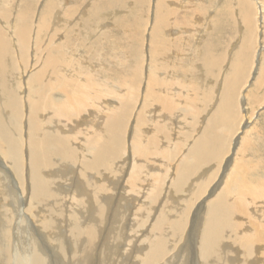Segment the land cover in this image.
I'll return each instance as SVG.
<instances>
[{
  "label": "bare ground",
  "instance_id": "6f19581e",
  "mask_svg": "<svg viewBox=\"0 0 264 264\" xmlns=\"http://www.w3.org/2000/svg\"><path fill=\"white\" fill-rule=\"evenodd\" d=\"M124 1L126 0H99L95 3L93 1L91 5L94 8L103 3L102 5H110L115 9L116 6H122ZM65 2L67 1L64 0ZM228 2L226 3L229 4ZM238 2L240 3V0ZM45 4L47 7L44 6L45 9L40 10V16L38 15L39 18L36 19L38 33L35 35L33 57L30 53L33 33L31 15L35 13V9L30 15L28 11L32 8L23 0L20 4V8L23 9L20 10L23 23L15 22L16 18L11 22L8 21L7 26L15 27L13 30L10 29L11 31L0 23V264H58V262L59 264H127L128 255H131L129 259L135 257L133 264H264V149L260 147L264 146V132L259 131L261 127L264 128L263 124L256 130L259 137L256 143L249 137L244 141L241 150L248 155L246 153L241 162L236 161L234 157V149L238 142L234 141V135L242 123L237 120L240 116L238 86L243 82L241 69L232 68L235 77L233 80L228 79L227 84L224 85L217 109L207 117L206 124L205 121L201 124L203 127L199 128L200 133L191 138L192 143L187 146V150L184 149L183 157L175 163L172 160L177 158L180 145L165 150V126L163 119L159 118L163 116V107L173 111L174 99L169 100V97H162V94L158 93L162 86V88L166 86L165 81L155 75L158 70L151 71V77L146 85L148 87L145 90L148 94H144L146 97H143L138 115L135 117L136 126L132 137L127 141L130 133L128 123L136 109L140 93L141 60L140 64L134 62L135 68L132 67L134 69L132 76L136 79L129 80L120 72H110V81L101 80L99 76L97 77L98 72L94 73L90 68L86 70V67L80 66L85 62L81 57L76 58L80 48L76 39L74 40L70 35L64 36V31L57 27L60 24L64 27L67 23L70 25L76 18L73 14L75 7L69 6L74 9L70 10L64 6V10L66 9L68 13L67 18H73L72 21L60 14L54 17L53 22L51 12L60 8L56 9L57 0H48ZM243 4L244 2L240 5ZM249 6H251L249 9H252L255 5ZM100 8L102 6H99ZM221 9L226 11L227 7L224 5ZM223 11L215 15H212L214 12L208 11L203 19L208 21L213 19L216 21L215 24L221 27V23L225 21ZM84 12L86 11L82 13ZM254 12L256 10L253 9ZM113 13L120 15L117 11ZM87 14L88 12L84 15ZM171 17L170 19H173ZM260 17L256 20L259 21ZM120 18L117 16V19H114L117 28L122 27L123 19ZM155 19L157 26L151 25L154 27H150V31L152 30L150 34L155 33L152 38L154 37L158 44L160 40L157 38L158 33L163 29L161 26L166 25L165 20L169 19V15L167 18L160 12L157 17L156 11ZM85 20L87 21V17ZM253 20H255L254 16ZM251 21V17H248L244 22H247L249 29L253 30ZM129 23L132 25V22ZM129 23L124 28L129 27ZM135 24L132 27H137ZM208 25L212 26L211 23ZM13 36L16 38L14 40L24 63L23 72L26 74L22 76L20 66L13 63L12 46L10 47ZM101 39L106 38L103 36ZM95 40L91 39L97 46L106 45L105 43L98 45ZM81 42L86 43L83 40ZM163 42L165 39L160 42L161 47L165 46L162 45ZM209 43L206 47L207 51L212 49ZM153 44L155 46V43ZM90 46L96 47L92 44ZM152 47L155 53V48L158 46ZM101 50L99 48L98 52ZM120 55L114 57L119 58ZM131 62L133 61H130V64ZM128 68L129 66L126 70ZM259 68L260 76L258 75L255 80L259 94L255 92L256 95L254 93L251 96L253 101L264 99V67ZM111 86L125 92L122 98L120 94L118 99L106 100L105 96L102 97L103 87L109 89ZM112 87L110 89L114 92L115 89ZM129 91L136 93V101ZM171 91L179 93L178 89ZM199 95L202 99L195 98L194 107L190 108L197 118L196 122L200 115L199 109L206 111L203 105L209 106L211 100L207 98L209 94ZM155 103V109L148 110L152 115H146V112L144 113L146 106ZM134 114L136 115L135 112ZM146 117L151 124L148 127L142 123ZM196 127L198 128L197 125ZM128 143L131 146L129 158ZM228 153L230 155L226 156ZM157 159L161 166H155ZM166 159L175 163L173 171L166 167ZM126 161L130 163L128 168ZM67 166L76 167L78 171L75 173L78 172V176L75 174L76 177L67 176L68 171L65 172ZM116 169L120 172L126 169L124 174L128 176L126 185L130 189L129 200L138 206L134 213L136 224L132 223L133 219L132 221L127 219L123 205H121L122 211L114 208V195L123 175L121 174L117 181L112 183L110 178ZM226 170H230L228 174ZM122 198L124 197L119 199ZM142 199L143 201L140 202ZM159 200H162V206L158 210L156 205ZM121 213L122 215L117 219L116 215ZM118 222L120 225L117 224ZM147 226L148 230L145 229ZM108 231L112 233H107ZM139 236L143 239L140 240ZM104 237L110 241L113 239L121 241L119 242L122 254L120 263H114L109 257L113 252L109 255L105 254Z\"/></svg>",
  "mask_w": 264,
  "mask_h": 264
},
{
  "label": "rangeland",
  "instance_id": "374dc122",
  "mask_svg": "<svg viewBox=\"0 0 264 264\" xmlns=\"http://www.w3.org/2000/svg\"><path fill=\"white\" fill-rule=\"evenodd\" d=\"M0 1L1 2L4 1V3L0 2V23L4 28L8 27L9 30L10 29L13 30L15 27H13V26L9 27L6 24L8 23V21L11 22L12 20H14V18H16L15 22L16 21L20 22V24L23 23V19L20 18V13H21V11H23V9L20 8V4L23 0H0ZM25 1L32 8L30 11H28V12H30L29 13L30 15L32 14V11L35 9V13H33L34 15L33 14L31 15V17H33L31 20L32 21L31 31H33V33H32V38L30 40V43H31L30 47L32 48L30 53H31V57H33L34 52H35L34 46L36 45L35 35L38 33V25H37L36 19H38L40 16V14H39L40 10H43L47 7V5L45 3L48 0H37L36 2H34L35 0L34 1L33 0H31V1L25 0ZM32 1H33V4H32ZM66 1L68 2V4H67V2L64 3V0H59V1L57 0L58 6H56V5H54V6H56V9H57V7H60V8L62 7V8L61 9L59 8L60 11L57 9L56 11L51 12L52 13L51 16H53V18H54V17L59 16L61 14L60 16H63L66 19L71 20L73 18H67L68 16L66 14H68V13H66V9L64 10V8H65L64 6H66V8L70 9V10L75 9L73 14H74V18L75 17L76 18L73 21L71 20L72 22L70 21L71 22L70 25H69V23H67L68 25L66 24L64 27L63 24L62 25L60 24L57 27L59 30L64 31L63 32L64 36L70 35L74 40L76 39L75 41H77V43L80 47L79 48L80 51L79 50L77 51L78 56L76 55V58L81 57L82 60L84 59L83 61L85 62L84 64H81L80 66H82L84 68L86 67V70L91 69V70H93L94 73L98 72L97 77L99 76V78L101 80H105V79L109 80L110 79V72H120L123 74L122 76H127L129 80H134L136 78L134 76H132V73L134 74V71H133L134 69L132 67H134L136 64H138L140 60H141L140 63L142 62L141 64L139 63L140 64L139 66L142 69L141 70L142 73H140L141 74L140 75L141 76V79H140L141 85H140V89H139L140 93H139V97L137 98V105L135 107L136 109L134 110L136 115L133 112L131 119L129 120L130 122L128 123V125H129V132L130 133H128V136L126 139L127 141L132 137L133 129L136 126L135 125L136 124L135 117L138 115V110L140 109V103L143 102V97H146L144 94L145 93L148 94L145 90L148 87V86L146 87V85H148V81L151 77V73H152L151 71H157L158 70L157 72H155V75L157 77L160 76L165 81V84H166L165 87L167 88V89L165 87L162 88L163 87L162 86L161 89L159 90L160 87L158 85V90H159L158 93H161L162 97H165V98L169 97V100L174 99L173 105L175 108L177 107L176 108L177 112H176L175 108L173 109V111L168 110V109H165V107H163L164 105L162 104V107L164 108L163 109V116L162 115L159 116V118H161V120L163 119V123L165 126L164 127L165 150L170 149L174 145H180L179 152H177V155H178L177 158L172 160L175 163H177L180 160V158L183 157L182 155L184 154L185 150H187V146L192 143L193 139H191V138L193 136L195 137L196 135H198L200 133L199 128L202 126L201 124L204 121H205L204 124H206L207 123L206 121L208 120L207 117L211 116L212 113H214V111L217 109V107H218L217 105L220 101L224 85L227 84L226 82L228 81V79L232 78L231 80H233L234 79L233 77H235V74L233 73L232 68H238V69L240 68L242 73H243V75H241L242 76L241 79H243V82H241V84L238 86L240 89V90L238 89L239 90L238 91V100H239L238 104H240L239 105L240 116L237 117L238 122L239 123L242 122L243 125H242V123L240 124L241 127L239 125V130L234 135V137H235L234 141L235 140L238 141L237 145L234 149L235 153H238V154L234 153V157L236 158L235 160L236 161L240 160V162H241V160L245 157V154L247 152L244 153L241 150V148L245 143L244 141L248 140L247 137L255 140V143L257 142V140H259L258 131H256V130L259 129L260 126L264 125V102H261V101H264V99L253 101L251 96H253V94L255 92L258 93L256 85H255L256 84L255 80L257 79L258 75L260 76V74H259L260 68L259 67H264V61H263L264 60V0H253V1L249 0L250 2L248 0H242V1L240 0V3L238 2V0H232V1L231 0H161V1L160 0H126V1H124L122 6H116V8L114 7L115 9H113V6H110V5H108V6H106L105 4L102 5L103 3L98 4V6H96V7L94 6V8H95L94 9L93 6L91 5V4H93L92 2L94 1V3H95L99 0H66ZM140 2H142L143 4L145 3V4L142 5V3H140ZM226 2H228L230 4V6H228L229 4H227ZM241 2L242 3L244 2L245 5L243 4L241 6L240 5V4H242ZM256 2L257 3L259 2V3L257 4ZM253 4L255 6H252V9H249V8H251V6H249V5H253ZM224 5H225V7H227L226 11H223V9H221V7L223 8ZM44 6H45V8H44ZM52 6H51V8H52ZM69 6L75 7V8L71 9ZM99 6L100 7L102 6V8L99 9ZM109 6H110V8H109ZM90 7L92 9H90ZM122 7H124V8L122 9ZM117 8H119V9H117ZM138 8L140 10H138ZM171 8L174 10V13H172L173 10ZM242 8H245V9H242ZM87 9H90V10H87ZM93 9L95 10V12ZM106 9H108L110 11H108ZM253 9H254V11L256 10V12L253 13ZM91 10H93L92 11L93 13L92 12L89 13V11H91ZM215 10H217V11H215ZM18 11H19V13H17ZM83 11L88 12V14L85 16L84 14H86V12L82 13ZM113 11L119 12L120 15H118V13H113ZM156 11H157V17H158L160 12H162L164 15H166L167 18L169 15V19H167V21L165 20L166 25L165 26L162 25L161 27H163V29L158 33L159 36L157 38H158V40L160 39L158 41L159 42L158 44L155 41L156 39L154 37L152 38V36L155 33L152 32V34H150V32L152 31V30L150 31V29L153 28L154 26H157V19L158 18L155 19ZM208 11L211 13L214 12V14H212V15L220 13L221 11L224 12L223 15H224L225 21L221 23V25L223 26V29H222V26L220 27V26H217L215 24V22H216L215 20L212 19V20L208 21L207 19H203L204 16L206 15V13H208ZM247 11H251V12L243 14V12H247ZM79 12H80V14H79ZM121 13H122V15H125V16H122ZM232 13H233V15L231 16ZM258 13H259V15H257ZM115 14H117V15H115ZM136 15H139V16H136ZM84 16H85V18L87 17V21L85 20ZM117 16H118V18L122 17L120 19L124 20V21L122 20V23H121L123 28L122 27L117 28V26H115L116 25L115 20L117 19ZM171 16H173V17H171ZM184 16H185V18H184ZM253 16H254L255 20H253ZM170 17L173 19H170ZM199 17H202V19H199ZM231 17H232V20H231ZM248 17H251V19L253 21V23L251 21L252 29L254 28L253 30L249 29L247 22H244V21H247ZM257 17H260L259 21L256 20V19H258ZM10 18H12V19H10ZM33 19H34V22H33ZM82 19L84 21H82ZM200 20H202V21H200ZM54 21H55V18L53 19V22ZM136 21H138L139 23L138 22L136 23ZM129 22H132V25H130ZM30 23L31 22H29V24ZM56 23L58 24V22H56ZM127 23H129L131 28H130V26L124 28V26H126ZM209 23H211L212 26H210V25L207 26V24H209ZM134 24L137 27H135V26L132 27ZM153 24H154V26H151ZM86 26H88L89 28ZM35 27L37 29H35ZM76 28H79V30L78 29L76 30ZM138 30H139V32H138ZM84 32H88V33H84ZM82 33H84V35ZM87 34H89V35H87ZM173 34H175V35H173ZM247 35H248V37H247ZM75 36H77V37L75 38ZM98 36L99 37L101 36V37L99 38ZM103 36H105L106 39L102 40L101 38ZM128 36H130L132 38H129ZM13 37H12V41H11V45H10V47L12 46L11 51L13 53L12 56L14 57L13 63H15L16 66L18 64V67L20 66L19 70H20V75L22 76V75L26 74V72H23V70H24L23 64L24 63H23V60L21 59V53L18 50L19 47H18L17 43H15L16 40H14L16 38L15 37L13 38ZM92 37L94 38V40L96 39L95 41H97L98 45L100 43H101V45H103L105 43L106 45H109V46L106 47V45H103L101 47V46H97V45L93 44L91 41V39H93ZM96 37L98 38V40ZM128 38H129V40L127 41ZM77 39H79V40H77ZM81 39L83 40L84 43L86 42L87 44L86 43L83 44L81 42L82 41ZM107 39H109V40H107ZM150 39H152L151 40L152 44L150 43ZM164 39H165V42H163L164 44L162 43V45H165V46L161 47L160 42H162V40L164 41ZM247 39H248V41H247ZM100 40L103 42H101ZM33 42H34V44H33ZM209 42H211V43H209ZM81 43H82V45H85V47L86 46L87 47L84 48V46H82ZM90 43L92 44V46L93 45L96 46V47L93 46L95 48V50H94V48H92L90 46L91 45ZM153 43H155V46ZM208 43H209V47L212 48L210 51L206 50ZM244 43L245 44L247 43V44L245 45ZM186 44H187V46H186ZM240 44H242V45H240ZM151 46H153L152 48L158 46L155 48V51H156L155 53L157 55L152 51ZM104 47L106 48V50ZM252 47H254V49ZM97 48H98V50L96 51ZM99 48H100V50L102 48V50L100 52H98ZM132 48H134V49H132ZM135 48H136V50H135ZM204 48H205V50H204ZM256 48H257V51H256ZM33 49H34V51H33ZM89 49L91 52L89 51ZM137 49H139V50H137ZM134 50H135V52H137V51H139V52L135 53ZM85 51H87L89 53H87ZM157 51H161V53L158 52L159 53L158 54ZM133 52H134V54H133ZM106 53H108V55H106ZM111 53H112V55H110ZM98 54H100L101 56H99ZM128 54H130L131 56H129ZM138 54L141 55L139 60H138V58H139ZM261 54H263V55H261ZM87 55H90V56H87ZM114 55L115 56L120 55V57L119 58L114 57ZM149 55H150V57H149ZM107 56L108 57L111 56L110 60L108 59ZM141 57H142V59H141ZM153 57H155V58L153 59ZM157 57H158V59H156ZM86 58H87V60H85ZM132 58H133V60H132ZM134 58H136V60ZM150 58H152V60ZM155 59H156V63L154 62ZM208 59H209V61H208ZM89 60H91V61L93 60V61L89 62ZM142 60H144V61H142ZM16 61L18 63H16ZM130 61H133V62H131V64H130ZM211 61H212V63H211ZM86 62H88V63H86ZM121 62H123V63H121ZM88 64H90V65H88ZM260 64H261V66H260ZM112 65L113 66L115 65V66L113 67ZM110 66L113 68H111ZM128 66H129V68L127 70H129L131 73L126 70V68ZM114 81H115V79H114ZM103 88H104V90H103L102 97L105 96L104 99H106V100L118 99L119 94L121 96L120 98H122L123 93H125V92H123V90L119 89L118 87H116V88L112 87L115 89V91L117 89L116 94H115V91L112 92L113 89L111 90L109 88L111 90L110 91L111 93H110L108 91L109 89H107L106 87H103ZM170 88H171V90L172 89L173 90L178 89L179 93H176L174 91L172 92L170 90ZM129 92L131 93V95L134 96V99H135L136 93H133L131 91H129ZM182 92H183V94H182ZM256 93H255V95H256ZM137 94H138V92H137ZM171 94H172V96H171ZM199 94H206V95L209 94V96L207 98L208 99L211 98V100H210L209 106H208V104L203 105V103H201V105L205 106L207 110L204 111L202 109L201 110L199 109L200 115L198 117V121H197L198 123H197L196 122L197 118L194 115V112L192 111V109H190V108L194 107L193 105H194V102L196 99H200V100L202 99ZM242 95H244V96L242 97ZM174 97H176V98H174ZM247 97L250 99H248ZM184 98L186 100H184ZM242 98H243V100H242ZM140 99H142V100H140ZM248 100H250V101L248 102ZM135 101H136V99H135ZM256 102H258V103H256ZM254 103H256V104H254ZM176 104H177V106H176ZM185 104H186V106H184ZM251 104H253V105H251ZM258 104H260V105H258ZM155 105H156V103L154 105L152 104L151 106L150 105L146 106L148 109L146 108L144 113L146 112L145 113L146 115L147 114L152 115V113L150 111L155 109ZM197 105H200V103H197ZM148 110H150V111H148ZM191 116H193V118ZM132 117H134V118H132ZM142 123L146 124L147 127L151 125L150 121L148 120L147 117L144 118ZM244 123H245V125H244ZM196 125L198 126V128L196 127ZM242 126H243V128H242ZM170 127L172 129H174L176 131V133ZM260 129H259V131L261 133L264 132L263 127H261ZM181 130H182V132H181ZM241 130H243V131H241ZM245 134H246V136H245ZM254 134H255V136H254ZM162 135H163V133H162ZM171 137H172V139H171ZM172 142H174V143H172ZM128 145H129V143L127 144V146ZM184 145H185V147H183ZM260 147H262V149H264L263 145H261ZM128 151H127V157L129 158V155L131 154L130 153L131 152V146L128 148ZM182 152H183V154H182ZM228 155H230V153H228L226 156H228ZM247 155H248V153H247ZM239 156H241L242 158ZM129 160L131 163L132 159L130 158ZM158 160L159 159H157L156 162L154 163L156 167L161 166V164ZM235 160H234V162H235ZM172 161L171 160L169 161L168 159H166V167H169L171 171H173V166H175L174 165L175 163H171ZM127 162L128 161L125 162L127 164L126 168H128L130 166V163H127ZM224 164H225V162H224ZM230 165H232V164H230ZM67 167L65 169L66 171L64 170L65 172L68 171L66 173L67 176H71V177L78 176L77 175L78 172H77V174L75 173L76 171H78V169L76 170V167H73L74 169L72 167H68V168ZM67 169H69V170H67ZM229 171L230 170H226L227 174ZM125 172H126V169H124L122 172H120L118 169H116L114 172L115 174L113 173L112 176L110 174H108V176H111L110 180L112 181V183L115 180L117 181V179L121 176V174H123L122 177L120 178V182L118 184V190H116V194L114 195V197H115V201H114L115 207L114 208H116L118 211L119 210L122 211L121 205H123L124 213H125L127 219L129 218L128 219L129 221L130 220L132 221V219H133L132 223H135L134 213H135V210L137 209L138 206L135 205L133 203V201L129 200L130 189H129L128 185H126L128 176H126L124 174ZM221 172L219 173V175L221 174ZM226 172H225V174H226ZM70 174H72V175H70ZM227 174L225 175V179H226ZM107 185L109 186V183ZM118 197L119 198L124 197V198L119 199ZM142 201H143V199L140 202H142ZM157 204L158 205H156V206H157V209L159 210L161 208L160 206H162V200L161 201L159 200V202ZM128 209H129V211H128ZM131 212H133V213H131ZM121 215H122V213L119 215H116V218L118 219ZM117 224L120 225L119 222ZM30 228H31V226H30ZM145 229L148 230L149 227L147 226V228H145ZM142 231L146 232L144 229H142ZM107 233H112V232L108 231ZM142 234L143 233H141V235ZM24 235H26V234L24 233ZM139 237H140V240L143 239L141 236H139ZM104 240L107 244V245L105 244V254L109 255L113 252L114 254L113 253L111 254L113 257H111V255H109V257L113 260V262L115 263V262L121 261L122 254L120 253V248H119V244L121 243V241L119 239H117V240L113 239L112 241H110L109 239H107L105 237H104ZM108 252H110V253H108ZM133 254H135V252ZM125 255H126V253H125ZM118 257H120V258H118ZM130 257H131V255H128L126 258L127 264H133L132 261L134 260L135 257L133 256L131 259H129ZM58 264H59V262H58Z\"/></svg>",
  "mask_w": 264,
  "mask_h": 264
}]
</instances>
